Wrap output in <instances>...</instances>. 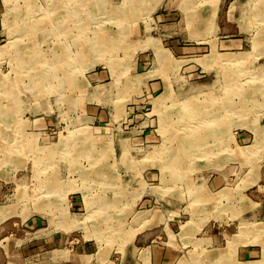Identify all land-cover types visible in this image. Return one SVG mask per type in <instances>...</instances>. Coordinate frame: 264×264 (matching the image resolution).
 Here are the masks:
<instances>
[{
	"label": "rangeland",
	"instance_id": "obj_1",
	"mask_svg": "<svg viewBox=\"0 0 264 264\" xmlns=\"http://www.w3.org/2000/svg\"><path fill=\"white\" fill-rule=\"evenodd\" d=\"M143 2L0 0V85L16 86L8 87V99L0 87L2 211L42 216L51 225H65L70 212L78 218L73 231L86 241L98 230L102 238L95 243L116 254L132 228L131 209L137 212L139 202L150 199L153 219L172 212L182 222L190 219L172 238L179 243L175 264H264V0H252L248 8L252 36L243 38L240 50L213 45L210 53L208 46L190 56L196 61L179 59L186 62L167 76L164 93L133 112L139 93L125 94L124 88L139 82L127 74L132 49L123 40ZM78 5L81 13L72 16ZM179 20L160 30L170 33ZM33 35L31 45L26 37ZM155 55L170 62L161 50ZM189 67L192 72H185ZM102 72L101 80L90 78ZM205 79L207 88L198 83ZM112 81L122 94L102 97L109 90L101 85ZM227 98L230 111L222 113ZM136 114L140 121L129 122ZM144 121L145 134L156 139L136 147L132 140ZM165 124L179 141L184 138L182 144L171 145ZM76 200L80 207L71 205ZM249 249L254 253L242 260L240 252Z\"/></svg>",
	"mask_w": 264,
	"mask_h": 264
},
{
	"label": "crops",
	"instance_id": "obj_2",
	"mask_svg": "<svg viewBox=\"0 0 264 264\" xmlns=\"http://www.w3.org/2000/svg\"><path fill=\"white\" fill-rule=\"evenodd\" d=\"M111 2L115 4L121 0H111ZM252 3V0H160L154 5L153 1L144 0V6L140 4L139 19L130 23L132 26L127 27V36L123 40L124 44L132 49L128 50L132 56L130 60L133 66L127 74L136 77L139 82L135 85V89L131 86L124 88L125 94L136 91L139 93L130 109L133 112L143 109L146 104L154 100L152 97L164 93L167 76L171 72L178 74L181 65L176 64H183L185 61L179 59L201 55L207 51L208 46L210 53L213 45L217 51L240 50L243 46V38L246 35L252 36V28L248 20V13L251 14L248 8ZM174 17L180 18V29L163 33L160 28L165 25L161 24L167 21L171 23ZM163 42L169 46V50L163 46ZM181 42L186 44L180 45ZM136 45H139L138 49L134 50L133 47ZM133 50L134 52H131ZM159 50L170 60L168 64L156 58L155 53ZM190 58L197 60L195 57ZM107 68L110 69L108 66ZM184 71L192 72V67L185 68ZM109 72H112L111 69ZM101 75L105 77V72L94 74L90 78L99 81ZM196 75L198 74L191 73L189 77ZM200 81L198 83L205 82L204 88H207L206 79ZM114 82L101 85L107 86L109 90L101 95L102 97H108L116 90L121 91L122 94V89L116 87ZM183 83L179 87L180 90L186 87L185 82ZM190 86L192 83L187 84V88ZM126 100L125 98L124 101ZM139 117L140 115L136 114L129 122L140 121ZM140 123L141 135L138 134L132 140L136 147L146 142L153 143L156 139L151 131L145 134L146 121ZM146 178L149 182L154 181L152 173H147ZM2 193L0 185V195ZM71 203L75 207L81 206L77 204V200ZM138 205L139 210L138 206L135 208L137 212L131 209L128 221H131L132 228L124 232L126 237L121 238L123 240L116 254L110 252L106 246L95 243V239L102 238L98 230L94 229V233L90 235L92 240L90 238L86 241L83 240L82 235L73 231L78 218L72 216L70 212L65 225L61 222H52L51 225L44 222L42 216L34 217L31 214L26 219H23L21 214L19 218L6 216L7 212L3 213L2 209L7 206H0V212L3 213V215L0 213V264H173L176 261V246H179V243H175L172 238L178 235L175 233L179 228L183 230V226L190 219L182 222L181 216L174 212L153 219L150 199H143ZM104 206L107 207L106 204ZM253 253L254 250L249 249L242 250L239 255L245 260Z\"/></svg>",
	"mask_w": 264,
	"mask_h": 264
},
{
	"label": "bare ground",
	"instance_id": "obj_3",
	"mask_svg": "<svg viewBox=\"0 0 264 264\" xmlns=\"http://www.w3.org/2000/svg\"><path fill=\"white\" fill-rule=\"evenodd\" d=\"M73 1V0H72ZM57 2H59V1H57ZM67 2V1H66ZM69 3V2H68ZM73 3V2H72ZM123 3V2H122ZM75 6V5H74ZM79 6V5H78ZM77 6V8H75V7H73V10H71L72 12H71V15L72 16H75V15H79L80 13H81V10H82V8H81V6H83V5H80L79 7ZM109 6V5H108ZM84 7V6H83ZM88 7V6H87ZM112 7V6H111ZM65 9V8H64ZM91 10H93L92 8H90ZM111 9V8H110ZM116 9V8H115ZM70 10V9H69ZM84 10V9H83ZM112 10V9H111ZM260 10V9H259ZM14 12V11H13ZM261 12H263V11H261ZM100 13V12H99ZM57 14V13H56ZM258 14V13H257ZM9 15V14H8ZM82 15V14H81ZM84 16V15H83ZM116 16V15H115ZM71 17V16H70ZM24 19V18H23ZM71 19V18H70ZM25 20V19H24ZM64 22V21H63ZM64 24V23H63ZM71 24V23H70ZM69 24V25H70ZM73 24V23H72ZM45 25H46V23L43 21L41 24H39V26L40 27H45ZM54 25V24H53ZM66 25V24H65ZM68 25V26H69ZM84 25V24H83ZM36 26V25H35ZM35 26H32L33 27V30L31 31V32H37L36 31V29H34V27ZM68 29V28H67ZM87 30V29H86ZM40 33V32H39ZM82 33V32H81ZM28 34V33H27ZM47 37V36H46ZM98 37V36H97ZM100 37V36H99ZM35 38H36V36L34 37V35H33V37H31V38H28V37H26V42H30V44L31 45H33L34 44V40H35ZM38 38V37H37ZM37 40V39H36ZM45 40V39H44ZM98 40H99V38H98ZM95 42V41H94ZM96 44H99V43H97L96 42ZM101 45V44H100ZM99 46V45H98ZM38 48V47H37ZM27 49H29L28 47L26 48H24V49H21L20 51H18V54H17V58L19 59V55L21 56V58L20 59H23V57H25V55H26V51L25 50H27ZM34 50V49H33ZM35 51V50H34ZM39 53V52H38ZM34 58H36V57H34ZM37 60V59H36ZM30 61V60H29ZM28 61V62H29ZM205 63V62H204ZM38 64H39V61H38ZM27 65V64H26ZM204 65V64H203ZM34 66H35V64H34ZM37 67H39L38 65H37ZM51 77V76H50ZM4 81V80H3ZM3 81H1V82H3ZM17 82V81H16ZM11 83H13V84H9V83H6V82H3V83H1V85H0V87H2L3 88V93H4V97H7V99L8 98H11V97H13V93H12V91L10 90V89H8V87L9 86H11L12 88H13V91H14V88L16 87L15 86V83H14V81L13 82H11ZM17 84V83H16ZM241 84V83H240ZM4 85V86H3ZM229 84H227L226 83V88H230L229 86H228ZM238 87H239V85H238ZM225 88V89H226ZM235 90H236V88H235ZM17 91H20L19 89L17 90ZM249 92V91H248ZM260 92V91H259ZM17 93V92H16ZM21 93V92H20ZM227 93H229V92H227ZM232 94V93H231ZM238 94V93H237ZM252 94V93H251ZM1 95V94H0ZM20 95V94H19ZM2 96V95H1ZM242 96V95H241ZM228 97V96H227ZM256 96H251V97H249L248 98V101L249 102H252V104H253V102L256 100ZM188 100V99H187ZM223 100V99H222ZM192 101V100H191ZM190 101V102H191ZM10 102V101H9ZM18 102V101H17ZM20 102V101H19ZM220 102V101H219ZM230 100L227 98L225 101H222L221 102V104H222V107H223V111H221L222 113L224 112H229L230 111ZM220 104V103H219ZM186 105V104H185ZM248 105V104H247ZM10 107V106H9ZM12 107V106H11ZM187 107H189V106H187ZM215 107V106H214ZM219 107V106H218ZM221 107V108H222ZM240 107V106H239ZM181 108V107H180ZM243 108V107H242ZM242 108H239V109H242ZM253 108V107H252ZM4 109H9V108H7V106L6 105H4ZM182 109V108H181ZM231 109H233V108H231ZM250 109H251V106H250ZM249 109V110H250ZM189 110H190V108H189ZM236 110H238L237 109V107H236ZM243 110V109H242ZM192 111H193V109H192ZM234 111V110H233ZM241 111V110H240ZM212 112V111H211ZM213 112H215V111H213ZM5 113V112H4ZM185 113H186V111H185ZM220 113V112H219ZM187 114V113H186ZM183 115V114H182ZM229 116V115H228ZM184 117V116H183ZM218 117V116H217ZM179 118V117H178ZM167 119V118H166ZM192 119V118H191ZM194 119V118H193ZM212 120V119H211ZM204 122V121H203ZM209 122V121H208ZM211 122V121H210ZM170 123V122H169ZM193 124V123H192ZM164 126V125H163ZM163 126H161V127H163ZM170 126V125H169ZM166 127V132H168V134H170V135H167L168 136V138L170 139L171 137H172V141H171V145L172 144H175V143H183L184 142V138H183V140L182 141H179L178 139L180 138V137H178L177 135H172L170 132H169V128H168V124H165V126L163 127V128H165ZM171 127V126H170ZM165 131V130H164ZM187 131V130H186ZM193 131V130H192ZM186 134H188V132H186ZM182 135V134H181ZM189 136H190V134H189ZM189 136H187V137H189ZM167 138V137H166ZM178 138V139H177ZM197 141V140H196ZM202 142V141H201ZM187 143V142H186ZM206 143V142H205ZM179 146V145H178ZM181 146V145H180ZM182 159V158H181Z\"/></svg>",
	"mask_w": 264,
	"mask_h": 264
}]
</instances>
